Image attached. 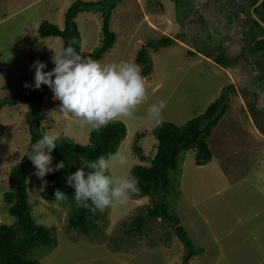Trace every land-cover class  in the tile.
<instances>
[{"label":"rangeland","instance_id":"obj_1","mask_svg":"<svg viewBox=\"0 0 264 264\" xmlns=\"http://www.w3.org/2000/svg\"><path fill=\"white\" fill-rule=\"evenodd\" d=\"M74 1L0 0V224L15 222L4 195L14 191L9 173L26 153L31 138L32 101L38 92L24 87L25 82L34 83L30 66L37 60L50 66L51 57L63 48V40L53 37L43 40L31 54L26 40L38 32L43 21L63 28L65 13ZM251 3L122 0L113 11L111 30L117 40L100 61L102 65L121 61L138 65L136 56L142 47L164 37L176 39L173 46L150 55L153 72L144 79L147 99L132 115L111 121L122 122L127 128L115 155L117 160L126 157L127 163L111 165L109 174L114 180L130 176L135 166H149L157 145L151 132L158 125L148 117L147 109L161 100L166 104L162 123L181 127L202 115L225 88L233 86L230 118L234 115L237 121L241 115V98L264 133V50L258 49L264 29L250 27ZM101 21L100 14L89 11L76 19L84 58L100 45ZM7 99L15 105H4ZM42 115L46 134L69 138L80 146L88 144L96 129L91 125L81 128L77 118L62 114L53 92L42 103ZM240 118L243 126L236 127L230 119V126L222 125L213 133L209 164L196 166L194 154L187 152L171 174L178 202L169 198L170 209L194 246L204 250L188 264H264V154L262 159H254L263 148L248 134L246 115ZM139 133L150 134L139 144L146 162H140L133 152ZM36 171L34 167L28 179L33 216L36 223L53 230L58 247L50 254L35 249L29 258L43 264H183L184 245L168 224L145 222L141 237L126 232L132 218L146 215L148 198H130L124 205L114 202L99 232L79 235L67 229L68 207L43 198L44 182Z\"/></svg>","mask_w":264,"mask_h":264},{"label":"trees","instance_id":"obj_2","mask_svg":"<svg viewBox=\"0 0 264 264\" xmlns=\"http://www.w3.org/2000/svg\"><path fill=\"white\" fill-rule=\"evenodd\" d=\"M121 1L84 2L75 0L65 13L63 28L47 21L40 24L37 35L27 41L28 46L31 48L30 53L34 54V47L40 46L43 40L56 37L63 40V48L67 47L70 42L75 41L72 46L80 54L82 37L76 19L80 14L89 11L101 15V40L100 45L86 58L100 62L116 43L117 36L111 30V19L113 11ZM258 2L260 0H252L251 3L253 11L249 12L252 22L250 27L264 29L254 19V16H256L264 23V2L257 7ZM174 44H176V39L164 37L158 42L149 43L139 50L136 62L142 66L141 75L144 79L148 78L153 72L151 53H156L162 48H169ZM258 45L260 46L259 50H264V41L259 42ZM254 47L256 46L254 45ZM207 58L210 57L207 56ZM53 67L54 64L52 63L46 69L50 71ZM32 90L34 91V89ZM37 92L35 99L32 101L31 122L29 123L30 142L24 156L11 168L9 173L8 180L14 191L4 195V201L9 205V213L15 218V222L12 225L0 224V264H43L38 259L29 258V254L35 249H41L50 254L58 247V240L53 230L36 223L28 193L30 171L35 167L29 159V153L32 145L46 134L43 128L42 103L52 91L48 86L42 85ZM234 92L233 86L230 89L225 88L202 115L190 120L181 127L169 122L156 126L151 132V135L157 141L153 159L150 161L149 166L138 165L130 172V176L137 177L140 182L139 194L133 195L131 199L148 198L150 206L147 207L145 216L140 215L132 218L131 229L126 232L141 237L145 222L159 220L168 224L172 227L174 235L184 245L183 264H188L194 257L203 254L204 250L194 246L185 228L181 225L179 217L170 209L169 198L175 203L178 202V194L173 189L171 174L178 170L182 155L187 152L194 154L196 166H206L212 161L213 155L209 141L215 129L229 111L230 96ZM4 105L12 107L15 104L7 99ZM126 135L127 128L125 124L115 121L108 123L99 130H93L89 135V142L86 146H80L65 137L56 141L57 147L52 152L51 166L54 167L57 162L63 160L65 168L47 175L45 179L47 184L43 185L42 196L46 201L68 207L67 229L69 231L84 236L96 234L99 232L100 225L106 222L107 211L111 206L105 208L102 212L97 211L95 214L82 207H77L73 200V189L66 183V176L75 172L81 166V159L94 161L100 156L105 158L109 155L115 156ZM148 135L150 134L139 133L134 141L133 152L140 162H146V158L139 144ZM56 189L65 192L67 199L57 201L53 195Z\"/></svg>","mask_w":264,"mask_h":264},{"label":"clouds","instance_id":"obj_3","mask_svg":"<svg viewBox=\"0 0 264 264\" xmlns=\"http://www.w3.org/2000/svg\"><path fill=\"white\" fill-rule=\"evenodd\" d=\"M55 52L51 57L54 67L45 71V63L37 60L34 68V84L25 82L24 87L34 90L46 85L53 92V99L60 102V112L71 114L78 119L79 126L89 125L99 130L118 117L130 116L138 105L144 102L146 89L141 69L138 65L121 61L102 65L99 61L84 58L78 54L72 44ZM166 104L163 100L152 104L147 115L157 125L162 123V112ZM58 136L45 134L32 145L29 159L36 168V175L44 178L55 171L65 168L63 160L52 167V152L57 147ZM118 162L125 165L124 156L109 155L96 160L81 159L80 167L66 176V183L73 189V200L95 214L104 211L114 202L126 204L133 195L140 192L139 179L135 176H121L113 179L111 165ZM57 201L67 199L60 189L54 191Z\"/></svg>","mask_w":264,"mask_h":264},{"label":"crops","instance_id":"obj_4","mask_svg":"<svg viewBox=\"0 0 264 264\" xmlns=\"http://www.w3.org/2000/svg\"><path fill=\"white\" fill-rule=\"evenodd\" d=\"M36 35H37V33L34 32L33 35L30 36L28 39H31V38L35 37ZM28 39L26 40V43H27ZM27 46H28V44H27ZM240 103H241V110H240L241 111V115L245 114L246 118L248 119V122H249V130L251 132L248 133V134L256 139L255 143L257 144L259 149L263 148L262 150H259V154L257 153V155L253 156V157H254V159H262V155L264 154V133L261 131L260 127H258L256 122L253 120L250 111L247 109L244 100L241 99V98H240ZM230 114H231V111H230V108H229V111L227 112L226 116L223 118L221 123L217 126L215 131H217L218 129H221L222 125L230 126V119H231L232 123L236 127L243 126V124L245 122L240 118L241 115L237 116L238 120L236 121V119L234 118V115H232V118H230ZM252 145H250V146H252ZM253 154H256V153H253Z\"/></svg>","mask_w":264,"mask_h":264},{"label":"water","instance_id":"obj_5","mask_svg":"<svg viewBox=\"0 0 264 264\" xmlns=\"http://www.w3.org/2000/svg\"><path fill=\"white\" fill-rule=\"evenodd\" d=\"M264 2V0H260V2H258L257 7L260 6L262 3ZM253 11V10H252ZM254 19L261 25L264 27V23H262L256 16H254Z\"/></svg>","mask_w":264,"mask_h":264}]
</instances>
